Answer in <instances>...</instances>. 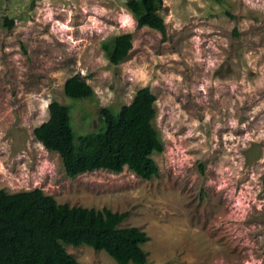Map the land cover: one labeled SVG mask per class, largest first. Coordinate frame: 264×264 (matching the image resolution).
Listing matches in <instances>:
<instances>
[{"label": "rangeland", "instance_id": "rangeland-1", "mask_svg": "<svg viewBox=\"0 0 264 264\" xmlns=\"http://www.w3.org/2000/svg\"><path fill=\"white\" fill-rule=\"evenodd\" d=\"M127 1L0 0V189L129 212L120 227L147 233V264H264V0H163L165 36L139 28ZM128 33V58L111 64L104 46ZM75 75L94 98L65 96ZM147 87L164 143L151 180L128 169L72 179L33 134L52 102L70 108L77 140ZM66 249L79 264H117Z\"/></svg>", "mask_w": 264, "mask_h": 264}, {"label": "trees", "instance_id": "trees-1", "mask_svg": "<svg viewBox=\"0 0 264 264\" xmlns=\"http://www.w3.org/2000/svg\"><path fill=\"white\" fill-rule=\"evenodd\" d=\"M126 6L139 28L148 27L166 35V23L160 14L163 0H128ZM6 22L13 27V21ZM132 48L130 33L104 46L113 65L124 62ZM64 94L75 100L95 97L93 88L80 75L66 81ZM156 100L150 88L139 90L132 103L119 111L102 109V127L77 140L70 108L52 102L49 119L33 134L46 150L59 154L72 179L99 170L122 173L128 169L151 180L159 176L153 155L164 151L153 123ZM128 217L129 212L58 204L39 188L15 194L0 189V264H79L68 253L67 245L103 251L117 264H147L149 254L143 246L150 238L137 227H120Z\"/></svg>", "mask_w": 264, "mask_h": 264}]
</instances>
